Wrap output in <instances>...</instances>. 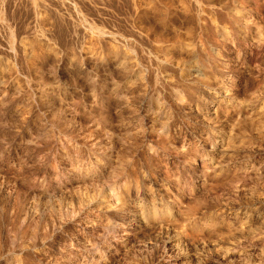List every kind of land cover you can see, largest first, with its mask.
Wrapping results in <instances>:
<instances>
[{"label":"rangeland","instance_id":"rangeland-1","mask_svg":"<svg viewBox=\"0 0 264 264\" xmlns=\"http://www.w3.org/2000/svg\"><path fill=\"white\" fill-rule=\"evenodd\" d=\"M0 264H264V0H0Z\"/></svg>","mask_w":264,"mask_h":264}]
</instances>
